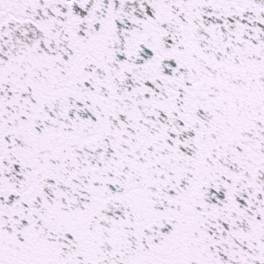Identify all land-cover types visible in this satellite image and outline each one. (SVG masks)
I'll return each mask as SVG.
<instances>
[{
	"label": "snow or ice",
	"instance_id": "6c2138e0",
	"mask_svg": "<svg viewBox=\"0 0 264 264\" xmlns=\"http://www.w3.org/2000/svg\"><path fill=\"white\" fill-rule=\"evenodd\" d=\"M0 264H264V0H0Z\"/></svg>",
	"mask_w": 264,
	"mask_h": 264
}]
</instances>
